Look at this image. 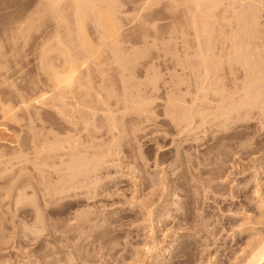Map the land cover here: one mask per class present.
Listing matches in <instances>:
<instances>
[{
  "label": "rangeland",
  "instance_id": "rangeland-1",
  "mask_svg": "<svg viewBox=\"0 0 264 264\" xmlns=\"http://www.w3.org/2000/svg\"><path fill=\"white\" fill-rule=\"evenodd\" d=\"M114 1L120 45L133 68L119 75L118 66L111 65L112 91L120 99L133 93L152 99L150 120L144 123L128 113L121 156L107 159L113 165L96 173L99 183L82 185L85 189L78 185L62 200H49L45 208L38 195V158L33 161L42 124L33 102L42 93L40 0H0V100L18 109V125L0 113V154L5 156L0 165V264H243L264 238V89L258 87L263 98L251 101L249 110L228 127L213 119L186 129L178 110L181 102L172 107L176 117L169 104L171 96H186L184 45L173 31L179 13L148 15L140 11L141 0ZM262 6L250 44L258 71L264 68ZM27 18L25 28H33L15 34ZM25 100L27 107L21 105ZM115 101L111 98L110 104ZM41 113L48 130L63 126L53 111ZM195 122L200 124V118ZM19 150L26 159L12 158ZM152 175L163 179L164 191L153 186ZM38 213L43 217L39 225Z\"/></svg>",
  "mask_w": 264,
  "mask_h": 264
},
{
  "label": "bare ground",
  "instance_id": "bare-ground-1",
  "mask_svg": "<svg viewBox=\"0 0 264 264\" xmlns=\"http://www.w3.org/2000/svg\"><path fill=\"white\" fill-rule=\"evenodd\" d=\"M115 2L117 3L114 0H40L38 86L42 87V93L40 92L38 99H32L38 103L37 122L42 124L37 132L38 148L34 149L33 146V155L36 154L33 161L38 158V195L43 197L42 201L45 200V208L51 205L49 200H62L78 185V188L83 189L82 185L89 187L90 184L94 186L99 183L96 173L105 165H113L107 159L121 156L119 144L126 133L123 120L128 113L134 112L144 123L150 120L152 99L137 93L124 94L120 99L112 91L114 85L110 76L111 65L118 66L119 75H124L133 68L132 60L120 45L122 29L116 10L114 11ZM141 2L140 11L149 12L148 15L162 11L179 13L178 25L173 31L180 34L178 39L184 45L186 96L183 99L180 97L182 100L171 96L169 104L172 110V107L178 108L177 101L181 102L183 106L178 110L184 114L186 129L194 130L195 126L213 122V119L222 120L221 125L226 128L229 121L238 119L242 111L251 107V101L264 97V94L261 97L259 91L256 92L260 90V86L264 89V77L261 76L264 68L258 71L259 66L256 67L254 50L251 52L253 47L250 45L257 34L253 24L259 26L257 13L263 8L264 0ZM257 4H261L259 8ZM139 17L143 23V17ZM233 21L237 23L236 27L233 26ZM28 22V18L21 20L15 26V34H27L33 28L31 24L29 28H25ZM143 41L144 46L149 48L145 37ZM124 81L121 77L120 82L124 84ZM253 93L259 95L255 97ZM111 98L116 100L114 105L110 104ZM2 101L0 100V113L3 120H10L18 125L15 116V110L17 112L18 109ZM27 101H22L21 105L27 107ZM120 103L124 105L123 109L119 108ZM255 103L256 101L253 102ZM42 111H53L63 126L55 129L50 127L48 130L43 124ZM174 113L172 110L170 114L175 116ZM197 117L200 118V124L195 122ZM0 155L1 165L5 156ZM12 156L16 160L25 155L19 150ZM145 167H148L147 163ZM152 178L153 186L162 188L166 184L160 177L156 179L152 175ZM65 207L66 205L63 206ZM41 211L38 210L40 214ZM40 214L38 225L43 221ZM147 214L152 217L150 212ZM38 231L43 230L39 228ZM154 233L152 230L151 235L154 236ZM151 239L153 243L157 242L152 236ZM155 247L156 245L152 249L149 247L147 254H152ZM243 264H264V238Z\"/></svg>",
  "mask_w": 264,
  "mask_h": 264
}]
</instances>
